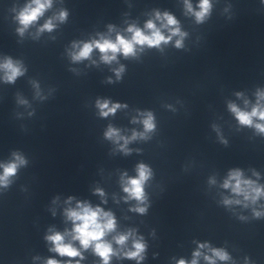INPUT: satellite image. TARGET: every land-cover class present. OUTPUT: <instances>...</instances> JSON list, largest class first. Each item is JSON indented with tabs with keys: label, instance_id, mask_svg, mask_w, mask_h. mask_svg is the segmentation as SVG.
Masks as SVG:
<instances>
[{
	"label": "clouds",
	"instance_id": "9594fccd",
	"mask_svg": "<svg viewBox=\"0 0 264 264\" xmlns=\"http://www.w3.org/2000/svg\"><path fill=\"white\" fill-rule=\"evenodd\" d=\"M51 3L52 0H32L30 4L26 5L16 16V19L21 24L18 32L23 34L25 29L37 21L45 9L51 6ZM185 4L187 10L195 15L197 22H202L211 9L210 0H200L198 5L199 11H193L192 5L188 0H185ZM66 15V12H61L59 19L63 20ZM156 20L161 21L160 27H157L156 23L152 20H149L145 24L144 29L137 28L134 25L130 26L127 29V31L131 33L130 37H124L118 34L114 41L101 37L99 40L83 43L82 46L74 44L73 47H79V50L71 54L72 59L74 61L88 59L93 50L98 49L102 54V60L110 63L116 60L117 53H120L125 57L135 55L137 46L159 47L162 43L167 44L171 41L173 36L180 37L176 40V47H181L183 37L186 34L180 31L178 21L175 17L167 12L163 15L157 12ZM53 27L54 25L52 24V21L49 20L43 25L41 30L46 29L51 31ZM162 28H167L169 35L166 36L161 30ZM0 70H3L5 73L4 80L6 82H14L18 76L23 74L21 67L18 64H15L10 58L0 64ZM122 71L123 67L116 70L117 77H119L120 72ZM260 99H264V94H261ZM97 105L101 109V115L103 116L115 113L116 109L121 106L119 104H114L109 108L108 101H104L103 103L98 101ZM104 109H107V111H104ZM230 109L235 114L238 121L243 125H253V118L264 120V107H261L259 104H257L251 112L242 111L235 105H230ZM143 124L145 132L136 133L134 131L131 138L120 136L119 131L111 127L106 132V136L116 140H124V144L127 145L129 139H136L138 135L143 137L145 133L154 129L155 125L151 113L147 114V117L143 120ZM254 126L258 131L264 132V124L256 123ZM124 150L127 151L126 148ZM24 163L26 162L22 157L15 155L14 161L7 164H0V168L3 169V172L0 173V186L6 187L10 183L9 178L14 176L17 168ZM137 173L136 177L129 178L126 181L124 191L128 194L126 199H136L137 201L142 202L146 198L144 184L150 178L151 170L146 165L140 164L137 167ZM223 187L231 188L233 193L243 195L245 200H251L252 202H255L259 197L264 196V189L257 186L253 181L243 179L242 173L239 170L230 172L229 178L224 181ZM97 191L103 196L102 191ZM240 202V200H224L225 204ZM134 210L144 213L146 208L137 207ZM65 215L67 219L72 222L73 228L70 233L54 232L46 237V239L53 244L51 251L58 253L60 256H67L69 258L80 257L83 259L80 249L74 247L72 242H65L66 235H70L72 241H79L82 249L87 250L92 248L93 252L101 258L102 264H109L111 257L117 254L116 250L112 247V243L105 239L109 233H112L116 229V220L113 214L104 211L99 206L94 208L86 202H78L75 208L66 209ZM256 215H260V213H256ZM132 235V232L118 234L114 236L113 239L117 245L124 246ZM200 247H207V245H201ZM133 249L134 250L125 251L123 255L128 259H135L137 261L142 260V253L145 250L144 243L140 239L133 240ZM211 252L212 256L204 257L205 260L209 261V264H215L217 258L221 261H227L230 258L222 249H211ZM200 255L201 253L199 251L194 253V256L197 258ZM47 264H61V262L55 259H49ZM64 264H73V260L69 259L65 261ZM75 264H80L79 260H76ZM178 264H186V262L180 260ZM191 264H197V260L193 259Z\"/></svg>",
	"mask_w": 264,
	"mask_h": 264
}]
</instances>
